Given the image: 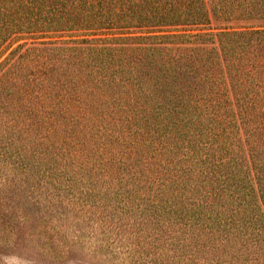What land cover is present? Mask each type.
<instances>
[{"label": "trees", "instance_id": "1", "mask_svg": "<svg viewBox=\"0 0 264 264\" xmlns=\"http://www.w3.org/2000/svg\"><path fill=\"white\" fill-rule=\"evenodd\" d=\"M211 20L220 29L217 45L200 43L176 56L162 55V46L110 47L118 38L109 45L85 41L79 66L95 85L84 91H112L103 95L112 109L102 106L100 116L119 112L127 134L121 141L139 154L138 162L145 161V171L131 172L132 190L143 195L140 211L163 230L172 229L161 237L169 246L174 239L176 250L192 244L187 264H264V0H0V52L17 34L51 25L133 41L164 39L155 34L165 32L162 27L210 29ZM205 36L212 37L188 35ZM23 46L10 51L0 68L12 67L11 56ZM112 50L131 54L120 57ZM135 51L145 54L134 58ZM156 51L158 56H150ZM37 72L51 73L36 62L28 77L13 81L20 100L40 101ZM60 79L67 85L68 78L58 76L56 83ZM114 82L127 92L111 90ZM58 89L43 93L60 97ZM75 94H65V105H21L17 115L36 117L40 130L57 110L78 119L91 114ZM11 120L14 130L21 126ZM254 185L262 204L255 199V208L246 201ZM244 240L256 246L249 248ZM227 248L229 258L223 257Z\"/></svg>", "mask_w": 264, "mask_h": 264}, {"label": "rangeland", "instance_id": "2", "mask_svg": "<svg viewBox=\"0 0 264 264\" xmlns=\"http://www.w3.org/2000/svg\"><path fill=\"white\" fill-rule=\"evenodd\" d=\"M217 24L211 20L210 29L201 31L162 27L159 30L165 32L155 34L167 36L164 39L133 41L124 40V35L87 36L51 25L31 34H17L11 47L0 52L1 64L10 51L24 45L11 56V63H15L12 67L8 63L0 68V264H187L192 244L176 250L174 239L169 246L161 237L166 238L172 229L163 230L141 213L143 195L132 190L131 172L145 171V161L138 162V151L136 155L121 141L120 136L126 138L127 134L119 112L100 116L102 106L112 109L103 97L112 91H84L95 81L86 77L79 61L84 56L81 49L88 46L85 41L92 39H101L97 45H109L111 38H118L110 43L117 48L162 46L164 56H176L200 43L216 46L214 35L220 31ZM195 33L212 37H188ZM30 48L33 50L25 53ZM112 52L120 57L131 54ZM23 53L25 56L19 58ZM143 54L135 51L134 58ZM36 62L51 71L46 77H40L39 72L35 75L42 80L43 92H54L57 86L60 93V97L51 98L41 92L40 101L65 105V94L76 93L91 114L78 119L58 114L56 109L54 118L43 120L40 130L34 127L39 120L36 117L18 116L21 105H40L39 100H20L13 83L28 77ZM58 76L68 78L67 85L63 86V79L56 83ZM74 80L78 84L73 85ZM108 86L119 93L127 92L123 83ZM11 119H17L21 126L14 130ZM253 190L252 195L246 193V201L255 208L262 204L255 185ZM244 243L249 248L256 246L254 240ZM230 251L224 250L223 257L229 258ZM196 260H201L200 255Z\"/></svg>", "mask_w": 264, "mask_h": 264}]
</instances>
